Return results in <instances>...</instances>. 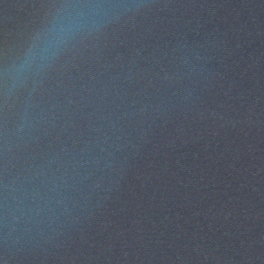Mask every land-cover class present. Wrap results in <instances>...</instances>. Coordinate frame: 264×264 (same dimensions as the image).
Here are the masks:
<instances>
[{"label": "water", "instance_id": "95a60500", "mask_svg": "<svg viewBox=\"0 0 264 264\" xmlns=\"http://www.w3.org/2000/svg\"><path fill=\"white\" fill-rule=\"evenodd\" d=\"M0 264H264V0H0Z\"/></svg>", "mask_w": 264, "mask_h": 264}]
</instances>
